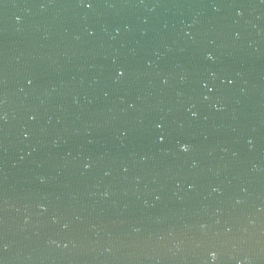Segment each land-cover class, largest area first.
I'll list each match as a JSON object with an SVG mask.
<instances>
[{
  "label": "water",
  "instance_id": "1",
  "mask_svg": "<svg viewBox=\"0 0 264 264\" xmlns=\"http://www.w3.org/2000/svg\"><path fill=\"white\" fill-rule=\"evenodd\" d=\"M0 264H264V0H0Z\"/></svg>",
  "mask_w": 264,
  "mask_h": 264
}]
</instances>
